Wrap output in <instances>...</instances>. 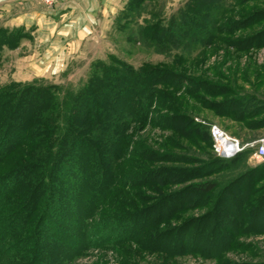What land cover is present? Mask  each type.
Instances as JSON below:
<instances>
[{
	"label": "rangeland",
	"instance_id": "rangeland-1",
	"mask_svg": "<svg viewBox=\"0 0 264 264\" xmlns=\"http://www.w3.org/2000/svg\"><path fill=\"white\" fill-rule=\"evenodd\" d=\"M197 1L146 0L142 12L124 19L121 14L129 0H110L105 39L93 36L68 67L64 62L60 74L51 76L50 67L45 76H32L24 69L21 55L9 51L33 39L36 32L5 27V6L13 3L0 0V29L20 37L17 47L0 50V91L30 84L77 89L87 81L94 62L118 67L112 58L153 77L152 104L127 117L130 124L112 161L111 185L94 202V216L77 230L73 227L79 223L76 210L60 205V213L70 215L71 222L76 220L68 227L69 244L75 248L62 264H264V213H255L264 208L259 202L264 198V179L260 180L264 163L253 158L252 149L238 166L222 170L216 166L220 157L207 139L211 125H217L244 144L264 140V128L256 124L264 114L255 117L260 110L264 113V0H213L198 29H191L193 33L179 42L169 40L168 47L142 37L145 21L167 19V24ZM243 107L247 111L241 114ZM8 121L5 117L0 122V139L7 132L18 134L9 131ZM30 133L22 152L0 160V179L28 162L38 136L33 128ZM252 171H258V180L247 184L244 179L251 195L238 211L240 200L234 197L238 191L229 197L226 191L233 192L232 182ZM211 182L218 185L213 193L195 192L196 186ZM5 184L10 185L8 180L0 185V214L3 225L10 228L27 183L18 186L16 195L2 197ZM44 203L45 198L22 237L28 242L35 237V246L40 231L34 229V222L44 213ZM55 230L46 222L40 243L46 234L59 235ZM12 239L0 245L9 248ZM27 251L33 255L30 248ZM23 258L17 263L26 264ZM11 259H0V264H11Z\"/></svg>",
	"mask_w": 264,
	"mask_h": 264
},
{
	"label": "trees",
	"instance_id": "trees-1",
	"mask_svg": "<svg viewBox=\"0 0 264 264\" xmlns=\"http://www.w3.org/2000/svg\"><path fill=\"white\" fill-rule=\"evenodd\" d=\"M145 1L129 0L126 11L121 14L122 17L131 18L133 13L142 12ZM211 3L213 5V0H198L188 11L187 8L185 11L182 9L178 14L179 19L172 17L171 22L169 19L167 24V19L145 21L146 26L142 28L141 35L157 46L166 45L171 39L179 42L187 33H193L191 29H198L196 25L200 20L204 18L205 21L203 12L212 8ZM18 38L20 37L14 32L0 29V50L5 46L17 47L20 43ZM112 60L118 67L106 61L94 62L87 81L77 89L64 90L57 86L30 84L16 87V90L12 88L0 91V122H3L5 117L9 118V131L18 133L11 136L7 132V135L0 139V160L14 152L23 151L21 146L27 145L30 128H33V133L38 134L35 138L36 144H31L34 152L28 156V162L0 179L1 183L8 180L10 184L8 187L7 183L5 184L6 190L2 197L16 195L18 188L27 183L23 204L13 213L14 224H11L10 228L3 225L5 218L0 214V243L13 238L9 248L0 245V259L12 258L11 264H18L24 255L26 264H62L68 258L69 252L75 248L69 244L71 233L68 227H72L74 221L79 219L77 227L73 226L78 230L79 224L83 226L85 220L92 218L94 202L109 190L113 176L112 161L117 159L120 153L125 132L130 124L127 117L141 114L146 104L150 107L156 93L152 92L151 74H144L143 69L137 70L115 58ZM246 111L243 107L240 113ZM263 114L260 110L255 117ZM256 124L258 128H264V117L257 120ZM108 128H111L112 132L106 131ZM87 136L91 139H87ZM207 139L213 148L210 132ZM249 152H252V149L245 150L234 159L219 158L216 166L222 170L238 166ZM67 170L69 173H65ZM257 172L252 171L249 175L241 176L232 182L233 192L226 191L227 197L238 191V195L234 196L240 200L238 211H241L251 195V187L244 186V179H248L247 184L257 181ZM260 172V180H263L264 168ZM34 176L38 179L35 182L32 180ZM69 176L73 179H68ZM217 186L212 182L203 183L196 186L195 192L211 194ZM64 197L65 200L59 202ZM43 198L44 213L34 222V229L40 231L35 246V237L29 242L27 239L22 240V237ZM259 202L264 206V198ZM2 204L1 198L0 208ZM60 205H65L66 208L73 206L76 210V220L73 218L72 222L69 221L71 217L67 211V215L60 213ZM261 212L264 213V208L260 209V212L255 211L257 214ZM57 220H61L59 225ZM46 222L54 227V230L57 229L55 231L59 235L51 238L46 234V240L42 244L40 235L44 232ZM29 248L33 252L32 256L27 254L29 251L26 252ZM8 249L12 251L5 253L4 250Z\"/></svg>",
	"mask_w": 264,
	"mask_h": 264
},
{
	"label": "crops",
	"instance_id": "crops-1",
	"mask_svg": "<svg viewBox=\"0 0 264 264\" xmlns=\"http://www.w3.org/2000/svg\"><path fill=\"white\" fill-rule=\"evenodd\" d=\"M7 1L13 5L5 6V27L36 32H32L33 39L9 51L21 55L24 69L32 76H45L50 67L51 76L60 74L64 62L68 67L88 40L103 32L105 35L110 27V0H61L51 8L38 7L34 0ZM104 35L101 37L105 39Z\"/></svg>",
	"mask_w": 264,
	"mask_h": 264
},
{
	"label": "built area",
	"instance_id": "built-area-1",
	"mask_svg": "<svg viewBox=\"0 0 264 264\" xmlns=\"http://www.w3.org/2000/svg\"><path fill=\"white\" fill-rule=\"evenodd\" d=\"M34 1L48 8L54 7L60 2V0ZM210 135L213 142V150L220 158L226 160L234 159L245 150L253 149V158L259 163H264V140L244 144L217 125H211Z\"/></svg>",
	"mask_w": 264,
	"mask_h": 264
}]
</instances>
